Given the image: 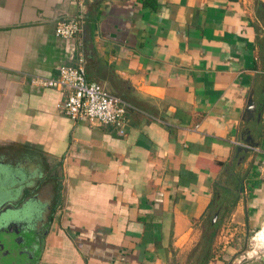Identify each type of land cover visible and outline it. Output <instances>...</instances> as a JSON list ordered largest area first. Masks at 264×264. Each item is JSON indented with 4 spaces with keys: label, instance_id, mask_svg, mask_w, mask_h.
I'll list each match as a JSON object with an SVG mask.
<instances>
[{
    "label": "crops",
    "instance_id": "crops-1",
    "mask_svg": "<svg viewBox=\"0 0 264 264\" xmlns=\"http://www.w3.org/2000/svg\"><path fill=\"white\" fill-rule=\"evenodd\" d=\"M77 14L76 36L55 35ZM81 56L143 110L124 134L30 84ZM263 152L264 0H0V208L48 200L37 264H196L208 219L204 264H264L241 258L264 244Z\"/></svg>",
    "mask_w": 264,
    "mask_h": 264
},
{
    "label": "built area",
    "instance_id": "built-area-1",
    "mask_svg": "<svg viewBox=\"0 0 264 264\" xmlns=\"http://www.w3.org/2000/svg\"><path fill=\"white\" fill-rule=\"evenodd\" d=\"M84 18L77 14L69 19L57 20L55 23V35L71 40L83 28ZM56 76L32 75L30 84L38 88H54L64 94L59 107L63 113L74 121H85L90 124L114 125L118 127V133L124 134L126 114L129 111H137L144 114L143 110L129 102L127 99L109 92L99 83L91 82L86 75L83 57L77 62L61 64L57 67ZM262 172L264 174V152ZM264 252V244L250 246L241 256L242 259L259 256Z\"/></svg>",
    "mask_w": 264,
    "mask_h": 264
},
{
    "label": "flooded vegetation",
    "instance_id": "flooded-vegetation-1",
    "mask_svg": "<svg viewBox=\"0 0 264 264\" xmlns=\"http://www.w3.org/2000/svg\"><path fill=\"white\" fill-rule=\"evenodd\" d=\"M9 174L8 167L0 168V177ZM26 195L20 206L0 208V264H37L49 204L48 200H38L30 189ZM7 215H13V219L6 221Z\"/></svg>",
    "mask_w": 264,
    "mask_h": 264
},
{
    "label": "trees",
    "instance_id": "trees-1",
    "mask_svg": "<svg viewBox=\"0 0 264 264\" xmlns=\"http://www.w3.org/2000/svg\"><path fill=\"white\" fill-rule=\"evenodd\" d=\"M139 1L143 6L151 7V8H154L158 2V0H139ZM218 206H219L218 204H214V201L213 203L211 202V205L209 206V208H211L210 213L214 212V210H216ZM215 230H216L215 224H211L210 219L206 220L204 232L201 237L203 241V243H201V249L199 253V257H201V259L196 264H204L208 261L209 258H211L212 253L210 252V250L215 237ZM194 251H196V249Z\"/></svg>",
    "mask_w": 264,
    "mask_h": 264
},
{
    "label": "water",
    "instance_id": "water-1",
    "mask_svg": "<svg viewBox=\"0 0 264 264\" xmlns=\"http://www.w3.org/2000/svg\"><path fill=\"white\" fill-rule=\"evenodd\" d=\"M246 111H247L248 114H251V113L253 114V111H254V103H253V101L250 100V99H249V101H248V105H247V109H246ZM10 217H13V215H11ZM8 218H9V217H8ZM8 218H6V219H8ZM215 219H216V215L213 216V218H212V223L215 222Z\"/></svg>",
    "mask_w": 264,
    "mask_h": 264
},
{
    "label": "rangeland",
    "instance_id": "rangeland-1",
    "mask_svg": "<svg viewBox=\"0 0 264 264\" xmlns=\"http://www.w3.org/2000/svg\"><path fill=\"white\" fill-rule=\"evenodd\" d=\"M56 192H57V193H58V192H61L60 185H58V186L56 187ZM40 196H41L42 198H44V196H48V194H47V193H42ZM54 209H55V211L58 210V200L55 201ZM175 264H181V263H180V262H176Z\"/></svg>",
    "mask_w": 264,
    "mask_h": 264
}]
</instances>
